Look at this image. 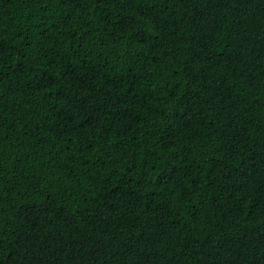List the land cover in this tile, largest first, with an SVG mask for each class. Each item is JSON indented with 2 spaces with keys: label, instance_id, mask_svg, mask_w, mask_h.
<instances>
[{
  "label": "trees",
  "instance_id": "16d2710c",
  "mask_svg": "<svg viewBox=\"0 0 264 264\" xmlns=\"http://www.w3.org/2000/svg\"><path fill=\"white\" fill-rule=\"evenodd\" d=\"M264 264V0H0V264Z\"/></svg>",
  "mask_w": 264,
  "mask_h": 264
},
{
  "label": "water",
  "instance_id": "95a60500",
  "mask_svg": "<svg viewBox=\"0 0 264 264\" xmlns=\"http://www.w3.org/2000/svg\"><path fill=\"white\" fill-rule=\"evenodd\" d=\"M149 264H155V263H149Z\"/></svg>",
  "mask_w": 264,
  "mask_h": 264
}]
</instances>
